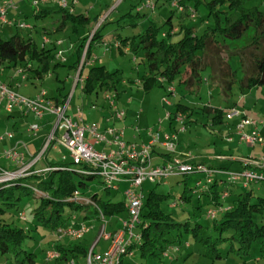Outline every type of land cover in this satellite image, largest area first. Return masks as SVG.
<instances>
[{
    "label": "trees",
    "instance_id": "trees-1",
    "mask_svg": "<svg viewBox=\"0 0 264 264\" xmlns=\"http://www.w3.org/2000/svg\"><path fill=\"white\" fill-rule=\"evenodd\" d=\"M186 1L188 0H183L185 4ZM191 1L194 2L195 8L204 4L208 9V15L215 20V27L209 28L201 36H198L194 29L187 27L178 28L176 29L179 30L178 32L172 33L174 28L171 24L172 18L169 17L166 24H169L170 30L166 32V36L161 34V38L158 37L160 28L154 24L136 36L118 37L121 53H124L125 47H129L128 49L134 54L145 52L144 72L138 78H129L128 82L133 83L138 79L142 84V90L149 92L156 86H162L164 82H172L179 77L181 85L188 84V87L196 91L200 81V70L207 64L205 58L210 57L212 60L217 58L216 56L226 47L222 41L238 39L252 27L255 29L253 42L241 52V55H244L243 61L238 63L245 74L240 79V86L245 93L243 90L245 87L251 90L264 85V9L261 5H252L256 0ZM57 13L61 16V22L55 31L63 30L68 22L75 24L76 29L78 25L85 27L91 22V17L70 13L68 9H58ZM50 14L51 12L47 10L35 11L37 18H47ZM94 19L96 21L98 17ZM43 28L47 27L41 29ZM100 35L101 29H97L90 43H88L89 36L81 38L77 45L78 62L82 59L86 47V58L89 57L91 46ZM176 35L179 36L177 42L173 40ZM58 53L57 47L45 44L40 48L35 40L29 37L26 39L20 34L3 40L0 37L2 62H7L9 65L26 63L23 66V71L26 72L30 62L34 60L37 67L30 66L29 70L42 79L58 66ZM245 60H248V66L245 65ZM215 62L209 64L213 69L216 66L219 72L216 74L213 70V73L217 81H222L221 84H216L223 89L226 96H229L236 84L235 73L228 62L223 63V60ZM123 81L121 70L111 72L107 66L97 64L84 78L83 90L85 93L104 91L106 97L108 92L114 91L116 98L120 95L118 88ZM111 100H114V97ZM198 109L183 103L178 104L174 116L181 114L188 120L195 113H199ZM199 110L201 114L211 118L212 126H220L224 123L223 108L209 104ZM49 167L55 170L17 180L8 188L0 187V263L2 264H38L41 255L46 264H67L69 261L83 264L90 252L92 255L97 254V244H92L90 249L83 242L90 231L82 238L74 239L60 238L58 230L78 226L81 222L87 223L88 218L102 222L101 213L105 221L109 217L126 214L125 199L116 202L120 188L111 195L109 191L111 189L104 184L94 168L88 165H75L72 161L67 164L54 161L49 163ZM259 172L263 175V179L255 182L264 181V169ZM96 178L105 185L106 194L98 195L91 191L89 183ZM212 184L214 185L210 189L197 194L200 197L206 195L215 203V208L209 209L215 212L214 217L209 216V211L205 215L200 200L193 205V196L188 190H184L179 197L169 193H158L155 188L150 190L143 199L140 224L135 231L139 239L131 247L132 256L141 257L143 264H264V197L255 201L253 190H249L251 183L247 187H244L243 183H237L242 184L245 190L234 194L230 192L225 199L231 198V200L225 202L221 197L226 188L221 190L219 187L222 184L218 180ZM227 187L230 189V186ZM22 195L32 196L36 200L38 207L32 212L33 220L52 231L45 239L49 244L46 250L32 249L29 240L33 237L29 231L15 224V219L21 220L23 213L26 219L21 221L26 222L29 219L25 209L19 207V199ZM187 204H192L195 208L194 212L189 213L190 211L186 210ZM167 206L171 209L179 208L187 211L192 220L191 218L186 221L179 220L165 210ZM203 215L207 216L210 224H203L200 221ZM67 223L71 224L66 227ZM89 228L91 230L90 226ZM255 243H259V248L253 252ZM185 250L188 252L183 256ZM49 251L56 252L58 257L49 261L47 256ZM174 255L176 263L173 259ZM231 257L232 261H229ZM122 264H131L129 257L124 258Z\"/></svg>",
    "mask_w": 264,
    "mask_h": 264
},
{
    "label": "rangeland",
    "instance_id": "rangeland-1",
    "mask_svg": "<svg viewBox=\"0 0 264 264\" xmlns=\"http://www.w3.org/2000/svg\"><path fill=\"white\" fill-rule=\"evenodd\" d=\"M14 1L19 6V8L12 11L10 10L9 17L12 13L15 14V25L7 26L4 30H2L0 36L2 40L9 39L15 34H20L26 39L29 37L32 40H35V42L41 48L45 44L47 46H53L55 42L57 43L58 41H63L64 39H66L65 36H67L71 38L73 44L78 45L82 40L81 38H85L87 36L90 37L88 41V43H90L92 38L91 36L94 34V32L97 29H101V32L103 34L102 36H104V38L101 40V42L99 41L97 43V41H95V43L91 46V54L89 55V57L86 58L85 53L83 54V57L81 59L82 64H87L85 72H82V77L85 78L87 76L89 70L93 67L94 64L105 65L109 70H111V72L121 70L124 81L119 84L118 91L121 94L122 101L127 102L128 100H134V104H143L142 108H146L148 110V116L143 119V123L145 124V127L148 126L149 129H145L144 127H142V130L146 132H148L150 129H153L154 131L160 130L159 133L162 137L165 135V132H169L170 134L177 133L181 129L182 124L177 123L174 118L169 120L168 114L171 113L172 115H174L177 111L178 104L183 103V105L201 109L202 107L211 103L212 106L223 108L225 110V120L224 123L220 126H207L201 121L191 126H187L186 124H188V120L184 118V124L186 125V128L184 129V131L178 132L176 144L177 146L181 144L180 154L183 156L182 158L187 157L189 153L191 154L190 156H188L191 157L190 161L188 162L191 166L200 164L215 166L214 164L223 162L225 164H228L229 167L227 170L236 171L239 168L241 169V162H232L233 158L243 156L242 161H262L264 159V147L262 144H260V142L257 141L255 145L243 143L233 147L235 143H237V141L232 144L231 142L227 141V138L233 137V135L231 134H235V132L229 134V131H226V128L224 129V127H227L228 125H234L237 122V118L228 120L226 117V113L230 109L229 107H233L240 111L246 110V117L249 120L256 121L257 124H259V127H257L256 125H254V127L257 130L256 132L258 133V135L264 138V85L258 88H251V90L245 87L243 88V90H245V93L242 92L240 79L243 78L245 74L244 72H242L243 69L238 65L239 62L243 61L242 57L244 55H241V52L244 49L250 47L253 42V38L255 36L254 28L251 27L242 37L238 39L222 41L223 45H226V47H224L225 49H223L221 53L216 56L217 58H213V60L210 59V57L205 58L204 61L207 64H205L200 70V81L199 86L196 87V91H192L191 87H188V84L181 85L179 83L180 79L178 77L175 80L176 83H166L162 86H156L149 92H145L139 86L133 85L132 83L128 82L129 78H138L144 72L145 63H143V61L145 60V52L140 51L137 54L128 53L123 55L116 48H110L109 45H111L112 43L113 34H121L122 37H133L143 33L150 25L154 24L156 25V27L160 28L158 31V37L161 38L162 33H166L170 30V26L169 24H166V21L167 18L172 17L173 24L176 28H191L195 30L194 32H196L198 36H201L209 28L215 27V20L208 15V9L204 4H200L197 8H194L196 10V17L192 18L191 14H189V11L185 10L184 12H181L173 7L170 4L171 0H153V2L156 4V9L154 10L145 7L148 0H106L104 14L102 16L99 15L101 17L98 16V20L95 21L93 16H96V14H98L100 10L91 9V6H93V0H78V2H80L78 8L84 10L88 9V12L90 13L91 11L93 15L92 25L89 29V31L91 32L86 33L87 30L80 27L81 30L79 37L74 30L75 24H73L72 22L69 23L67 31H65L64 34H62V32L60 33L59 31H55L57 27L56 25L59 22L60 18V15L57 13L58 9H61L59 5L50 2L48 4H45L44 6L42 5L43 7H48L46 9L50 10L51 14L47 18H37L35 16V11L38 10L33 7L29 0ZM203 1L204 0L200 2ZM258 4H260L261 8L264 9V0H256L252 3V5ZM72 7L73 6L71 5L70 9H72ZM146 14L149 17H146ZM108 18L109 20L113 21L107 22ZM23 23L29 24L33 28H22L21 26ZM42 27L47 28L41 29ZM38 28H40L41 30H39ZM178 31L179 30H177V32ZM99 39H101V37H98V40ZM178 39L179 36L176 35L174 39L175 42H177ZM77 50L78 48H76V50H73L74 52H69V50L65 46H62L58 51L60 55H58L57 59L62 65H65L67 68H63L64 66H61L58 70V74L53 73V78L51 76H47V78L44 79V81L42 80L41 83L37 84L36 82V86H34L33 84L31 85L28 80L23 81L21 79L22 74H20L21 76L19 75V72L21 73L22 68L26 65V63L19 62L17 65H14L13 63L9 65L7 63L6 72L4 74H1V79L4 82L9 80H14L15 83L17 82V85H21L20 88H18V91L21 92V95L25 97L35 96L38 91L40 94V92L45 90L48 97L54 98L58 95V88L63 89L64 84H66V86L63 89V94L68 95L71 92L74 78H76L78 74H75L68 68L78 61ZM220 60H223V63L228 62L231 66V70L235 73L234 79L236 80V84L235 87H233V90L230 92L229 96H226L223 89L221 87H218V85L216 84H221L222 82L220 80L217 81L214 74H217L219 70L215 68L216 66L213 69V66L209 64H214L215 61L218 62ZM64 61L67 62L64 63ZM244 63L246 66H248V60H245ZM30 65L37 66V63L33 60L32 62H30ZM66 69H68L72 73L69 74L68 70ZM213 70H215L214 73ZM30 76L34 77L32 74ZM222 77H224V75H222ZM25 83L26 85H28V87L24 86ZM172 86L175 87L176 92L170 94L167 89ZM82 87L83 86H79L74 92V97L71 101V107L76 110L80 106L83 109L82 114L84 117L82 118L89 122H97L98 124L102 125V122L110 113V109H112V107L110 106L112 101L110 100V98H108V96L112 99L116 96L115 92H109L106 98V93L104 91L85 93L83 92ZM199 109L198 111L201 112V110ZM197 114L195 115V118L201 119V117ZM203 118L204 115H202V119ZM205 121L207 122L208 120L205 119ZM220 130H222V134H219ZM233 139H235V136L233 137ZM133 144H136L138 146L139 142H134ZM98 150H103V147L99 146ZM219 155L223 157V159H221L222 161H220V159L214 160V158L218 157ZM55 158L59 160V163L61 162V157H58L59 159L57 157ZM42 162L44 163L45 167L49 166V164L46 163L47 161H45V159L40 163ZM66 162L71 163L69 156L66 159ZM205 179L206 177L204 174L200 172H192L188 175L185 174L184 176L180 177H172L162 183H152L147 181L143 184L142 188L145 196H147L149 191L154 188L158 193H169L177 197H179L184 190H188L193 196V205L197 204L198 200H200L202 211L206 215L209 209L215 208V203H213L207 196L200 197L199 194H194V191H199V193L202 191V189L199 188L197 184L198 182L200 183L201 180L205 181ZM89 186L91 188V191L96 192L98 195L107 193L105 185L100 183V180L98 178H96L93 182H90ZM119 188L120 192L118 193L116 202L118 200H124L123 193L126 189V185L120 184ZM243 190L245 189H239V191ZM249 190H253L255 194V201H257L260 197H264V181L251 183L249 186ZM109 191L111 195L115 193L114 189H111ZM232 192L233 194L237 193L235 189L232 190ZM223 200L226 199L223 198ZM230 200L231 198H229V201ZM3 207L6 208L5 206ZM19 207L25 209L29 219L26 222H23L21 220L16 221L15 219V224L19 227L27 229L29 231V234H31V236L33 237V239L29 240V246L32 249H38V251L48 249L49 244L45 239L51 234L52 231L50 229L48 230V228L43 227L41 223L35 221V219L33 220L32 212L36 207H38V203H36V200L33 199L32 196L22 195V197L19 199ZM185 208L187 211H190L189 213H192L195 210L192 204H187ZM165 210L168 213H172L181 221H186L188 220V218H191L187 211H182L179 208L171 209L167 206L165 207ZM124 215L125 214L122 213L118 216L116 215L115 217H109L106 221H102L103 224L96 220V223L94 224L96 226L95 229L90 231V234L83 242H85L88 248L91 249L92 244H94L98 239L100 240V243L98 244V249L100 250L105 244L102 238H104L106 234L111 232L112 226L114 227L116 224H118L119 220L123 218ZM205 215L200 217V221L203 224H210L207 216ZM68 224L69 223H67L66 225ZM211 224H213V221H211ZM101 225H103V228L100 230ZM35 228H37V230ZM258 248L259 243H255L253 245V252H255V250L257 251ZM183 252L184 256V254H186L188 250H185ZM42 258H44L43 255L40 256L38 264H46V261L42 260ZM174 258L175 255L173 256V259ZM129 260L131 261V264H143V259L138 256L129 257ZM229 261H232V257ZM239 261L242 260L239 259ZM174 262L176 263L177 261H175L174 259Z\"/></svg>",
    "mask_w": 264,
    "mask_h": 264
},
{
    "label": "built area",
    "instance_id": "built-area-1",
    "mask_svg": "<svg viewBox=\"0 0 264 264\" xmlns=\"http://www.w3.org/2000/svg\"><path fill=\"white\" fill-rule=\"evenodd\" d=\"M36 10L44 3H55L62 9H68L76 3V0H30ZM170 4L181 12L189 11L191 17H196V10L188 7L183 0H171ZM156 4L153 0H148L145 7L156 9ZM12 9H17V4L14 0H0V36L2 30L7 26H12L13 22L9 19L8 14ZM22 28L32 29L29 24L23 23ZM177 30H173L175 33ZM166 36V33H162ZM92 37V36H91ZM3 62L0 57V71L2 70ZM21 79L27 80L25 72L21 71ZM76 82H84L82 73L79 72L76 76ZM167 91L175 93V87H169ZM111 99V97L108 96ZM112 100V105L114 104ZM168 103V102H167ZM70 101L65 104H56L46 91L43 90L36 97H25L20 95L13 86L0 80V110L3 105L8 113H12L16 108L22 113H32L37 118H42L47 115L54 118L53 127L47 135L41 149L36 154L32 155L29 152L28 142L18 141L13 147L0 152V160H6L10 163L11 168H6L0 164V187L8 188L15 184L17 180L27 178L35 174L48 173L55 170L53 167H45L38 169L37 165L44 159L46 160L49 151L54 144L60 145L65 149L73 164L88 165L94 168L104 184L109 189H118L119 184L125 182L127 187L124 191V199L126 201L127 217L122 220L121 227L114 233L106 234L105 238L110 241L107 250L102 254L88 255L83 264H122L124 258L130 257L133 254L131 247L134 242L138 241L139 237L135 235L137 226L140 224L141 211L143 207L144 195L140 191L143 184L147 181L152 183H162L172 177H180L192 172H200L205 175V181L198 182L197 186L206 191L209 185L218 180L225 186V191L221 198L229 196L227 186H232L237 183H243L244 187L248 184L263 179V175L259 170L264 169V159L262 161L244 160V167L238 171H231L208 165L200 164L191 166L186 159L173 156L177 151L176 140L178 132L184 131V116L177 114L175 119L182 124L181 129L177 133L165 134L163 137L159 131L149 130V141L142 145L129 143L125 140V130L118 127H107L102 129L97 122L85 121L82 116L79 118L71 117L68 113ZM82 112V109H79ZM228 120L239 119L236 125V135L240 141L255 145L258 142L264 146V138L258 135L257 132L250 135L245 132V127L248 124L257 126V122L249 120L246 115L235 108H230L226 113ZM126 115L125 110H120L116 107V119L123 120ZM168 119L173 115L168 114ZM40 130L39 124H30L29 132L31 136L37 135ZM8 138H12V133H6ZM233 137H228L230 142ZM104 144L108 150H98L97 146ZM156 144L161 145L168 152L169 159L163 165H153V148ZM29 160L26 161V156ZM189 153L187 155L190 156ZM199 191H194V194ZM209 216L214 217L215 212L209 211ZM102 221L105 217L101 213ZM26 215L21 214V220H25ZM90 231L86 222H81L78 226H71L66 229H59L60 238L70 237L80 239ZM48 259L53 260L58 257L54 251H49ZM67 264H77L75 261H69Z\"/></svg>",
    "mask_w": 264,
    "mask_h": 264
},
{
    "label": "crops",
    "instance_id": "crops-1",
    "mask_svg": "<svg viewBox=\"0 0 264 264\" xmlns=\"http://www.w3.org/2000/svg\"><path fill=\"white\" fill-rule=\"evenodd\" d=\"M105 1L106 0H93V3H92L93 6H91V9L100 10L99 13L96 14V16H93L92 13H91V11H90V13L88 12V9L84 10V9L78 8V6L80 5V2H78V0H76V3L73 5L72 10H70V13H73V14H76V15H78V14H84V15H86V17H91V22L90 23H87L85 27L78 25L77 29L76 28L74 29L75 32H76V34L79 37H80V30H81L80 27L85 28V30H87L86 33L91 32V31H89V29H90V27L92 25V19H93V17L95 18V17H98L99 15L102 16L104 14L105 5H106V2ZM45 4H48V3H44L42 5L44 6ZM42 5L40 7V10H47L46 8H48V7H46V6L43 7ZM186 5L188 7H192L193 6V8H195V4L191 0L186 1ZM18 8H19V6L17 5V9ZM12 10H15V9H12ZM47 11H50V10H47ZM9 15L10 14H8V17H9ZM101 16H99V17H101ZM145 16L146 17H149L147 14ZM15 17L16 16H15L14 13H12L11 16L9 17V19L13 22V25H15V19H14ZM112 21L113 20H109V18L107 19V22H112ZM60 22H61V16H60L59 22L57 23L56 26H58ZM69 23H71V22L66 23L64 29L63 30H60L59 32L60 33L62 32V34H64L65 31H67V27H68ZM171 24H172V27L174 29H178V28H176L174 26L172 19H171ZM102 35L103 34L101 32V35H100L101 39L97 40V43L99 41L101 42V40L104 38V36H102ZM119 36H122V35L121 34H115V35L113 34V38H112L113 40H112L111 45H109V46H110V48L111 47L116 48L121 53V50L119 49V44H118V41H119L118 37ZM65 37H66V39H64L63 41H58L57 43L55 42L53 46L57 47V50L58 51L60 50V48L62 46H65L69 50V52H74L73 50H76L77 45L72 43L71 38H69L67 36H65ZM128 48L129 47H125L124 53H121V54L124 55V54H128V53H132L130 51V49H128ZM86 49H87V47L85 48L83 54L86 53ZM58 55H60V53H58ZM58 55H57V58H58ZM57 61L59 63L58 66L54 67L48 73V75H47L48 77L51 76L53 78V76H54L53 73H57L58 74V70H59V68L61 66H64L63 68H67L65 65H62L58 59H57ZM67 61H64V63H66ZM81 61L82 60H80V62L77 61L78 63L76 62L75 64H72V66H70L68 68L70 70H72L75 74L76 73H79V72H81V73L82 72H85V69L87 67V64L86 63H83L82 64ZM6 65H7V62L3 63V67H1L2 70L0 71V80H2L1 79V74H4L6 72V67H7ZM30 66L33 67V68H36L37 67V66H34V65L33 66L30 65ZM30 66H28L29 68L26 69L25 74L27 76V80L29 81V83L31 85L33 84L34 86H36V82H37V84L38 83H41L42 80L44 81V79L47 78V76H45L44 79L40 78L38 75H36L35 72L29 70L30 69ZM93 66H95V64ZM22 70H23V68H22ZM66 70H68V69H66ZM27 73H30V74H27ZM68 73L70 74L72 72H70L68 70ZM20 74L21 73L19 72V75ZM31 74L34 77L30 76ZM176 78H178V77H176ZM176 78L174 79V81H172V82H164V84H166V83H171V84L176 83L175 82ZM5 82H8V83L12 84L13 87L15 88V90L18 93H20V95H21V92L18 91V88H20L21 85L20 86L17 85V82L15 83L14 80H9V81H5ZM160 83L162 84V81H160ZM132 84L133 85H136V86H139L140 88H142V84H141V82L138 79L135 82H133ZM24 86L25 87H28V85H26V83L24 84ZM65 86H66V84L63 85V89L65 88ZM79 86H84V82L77 83L76 82V79L74 78V82L72 84L71 92L68 95H64L63 94V89L58 88V92H57L58 95L56 97H54V98L53 97H50L56 104H65L67 101H70L69 108H68V113H69V115L71 117H74V118H79L80 116L84 117L83 114H82L83 113V109L80 106L76 110H74L71 107V101H72V99L74 97V92L76 91V89ZM83 92H84V90H83ZM38 94H39V91H38V93L36 95H38ZM36 95L35 96H27V97H36ZM133 101L134 100H128L127 102L126 101H122L121 94L118 97H116V98L114 97V102L115 103L112 105V102H111L110 106L112 107V109H110V111H109L110 113L107 115V117L102 122L101 127H102V129H105V128L110 127V126L118 127V128H123L125 130V140L127 142H129V143H132V142L133 143L134 142L135 143L136 142L138 143L139 142V145H142V144L147 143L149 141V133H148L149 131L146 132V131H144V130L141 129L142 127H144L145 129H149L148 126L145 127V124L143 123V119L148 116V110L146 108H142L143 104L136 105V104H134ZM210 105H211V103H210ZM116 107L118 109H120V110H125L126 111V115H125V117H124L123 120L116 119V117H115ZM80 108L82 109V112H79V109ZM241 111L243 113H245V115H247L246 110L245 111L244 110H241ZM195 115L196 114H194L190 119H188V124H186L187 126H191V125H193L195 123H199V121H201L203 124L204 123H207V126H212L211 125V118H209V117H207V116L204 115V118L208 120L206 122L204 118L202 119V115L203 114H201L200 111H199V113L197 115H199L201 117V119L195 118ZM171 119H169V120H171ZM85 121H87V120H85ZM175 121L177 123L181 124L180 121H178L176 119H175ZM53 122H54V118L52 116L47 115V116L42 117V118H37L32 113H22V111H20L17 108L12 113H8L6 111V109H5V105H3L2 108H1V110H0V152L4 151L5 149H9V148L13 147L18 141H23L24 140V141L28 142L29 152L30 153L32 152V155L33 154H36L39 151V149H41V147H42V145H43V143H44L47 135L50 133V131H51L52 127H53ZM238 122H239V119H237V122L234 125H228L227 127H224V129L226 128V131H229V134H231L232 132H235L236 133V128L235 127H236V125H237ZM35 123L40 125V130L38 131L37 135H35V137H34V136H31V134L29 132V127H30V124L32 125V124H35ZM212 127H214V126H212ZM257 127H259V124H257ZM161 131H163V130H161ZM256 131L257 130L255 129L254 124H252V123L251 124H248L245 127V132L248 133V134H250V135L254 134V132H256ZM258 131H259V129H258ZM8 132L9 133H12V135H13L12 138H8L6 136V133H8ZM166 133L167 134H170L169 132H165V134ZM222 133H223L222 130H220L219 131V134H222ZM231 135H233V137L235 136V139H233L230 142L233 144V143H235V141H237V143H235V145L233 147H235L237 145H240V144H243V143H247V142H244V141H240L239 138H238V136L236 134H233L232 133ZM247 144H249V143H247ZM180 145L181 144H179L177 146V151H176V153L173 154V156H177V157H181L182 158L183 156L180 154L181 153L180 152L181 151ZM99 146L100 147L102 146L103 149H106V150L109 149V148L105 147V145H103V144L98 145L97 146V149H98ZM68 156H69V154H68V152L65 149H63L58 144H54L53 147H52V149L49 151V153H48L47 158H46L45 161H47L46 163H48V164L51 163V162H54V161H56V162L59 163V160H57L55 157H57V158L58 157H61V162L60 163L67 164L66 159L68 158ZM169 156L170 155L164 149V147H162L159 144H156V146L153 148V165H163V164H165L166 161L169 159ZM29 158L30 157L27 155L26 156V161H28ZM242 158H243V156L242 157L240 156V157H237V158H233L232 159V162H241V168H242V165H243ZM183 159H186L189 162L190 159H191V157H185ZM215 159L216 160L220 159V161H222L221 159H223V157H221L219 155L218 157L214 158V160ZM70 160H71V158H70ZM154 160H155V162H154ZM191 162H193V161H191ZM0 164L2 166H5L6 168H11V166H12V165H10V163L8 161L3 160V159L0 160ZM214 165L215 166H213V165H208V166L218 167V168L221 167V168H226V169L229 167L228 164H225L223 162H220L219 164H214ZM37 166H38L37 167L38 169H44L45 168L43 162L40 163V164H38ZM238 168H236V169H238ZM238 170H240V168ZM238 170H236V171H238ZM120 184L126 185V187H127V184L125 182H122ZM120 184H119V187H120ZM213 185L214 184L209 185V189ZM230 187H231L229 189L230 192H232V190H234V189L237 192H240L239 191L240 188L241 189L242 188L244 189V187L242 186V184L232 185ZM219 188L221 190H224L225 189V186L224 185H220ZM140 191L145 196V193L143 191V188H140ZM204 196H206V195H204ZM221 200L222 201H225V202H228L229 201V198L227 200H223V198H222ZM126 215H127V211H126V214L124 215V217L119 220L118 224H116L114 227L112 226V230L109 233H113V232L117 231L121 227L122 220H124L127 217ZM87 220H88L87 221L88 225L89 226L91 225L90 226L91 227V230L90 231H92L96 227L94 224L96 223V220L97 219H94V218H90L89 219L88 218ZM98 221L103 224V222H101L100 220H98ZM70 224L71 223H69L68 225H66V227H68ZM102 228H103V225H101L100 230ZM100 230H99V232H100ZM102 239L104 240L105 244H104V246L100 250L98 249L99 248L98 244L100 243V242L98 243L99 240L97 239L95 241V243H94L95 245L97 244V249H96V253L97 254L104 253L107 250V248L109 247V245H110V241L109 240H107L105 237L102 238Z\"/></svg>",
    "mask_w": 264,
    "mask_h": 264
}]
</instances>
